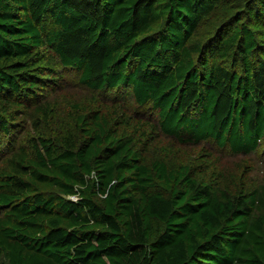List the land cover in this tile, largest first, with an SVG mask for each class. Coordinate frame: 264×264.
<instances>
[{
  "label": "trees",
  "instance_id": "16d2710c",
  "mask_svg": "<svg viewBox=\"0 0 264 264\" xmlns=\"http://www.w3.org/2000/svg\"><path fill=\"white\" fill-rule=\"evenodd\" d=\"M66 74L148 114L40 133ZM215 148L264 150V0H0V264H264V184Z\"/></svg>",
  "mask_w": 264,
  "mask_h": 264
},
{
  "label": "rangeland",
  "instance_id": "374dc122",
  "mask_svg": "<svg viewBox=\"0 0 264 264\" xmlns=\"http://www.w3.org/2000/svg\"><path fill=\"white\" fill-rule=\"evenodd\" d=\"M56 68L60 70L58 65H56ZM64 77L65 78L63 80L62 87L53 92L50 95V98L47 99L50 102V106L54 110V114L49 122L48 128H42L41 126L37 128L38 132L40 130H43L40 131V133L52 132L54 128H57L61 123L65 122L71 112L74 111L75 105L98 106L99 104H106L107 106H110L111 104L115 105V101H117L116 104L119 103L120 105H124V107H127V110L130 113L138 111L139 114H148L147 112L144 113L142 112V110H138L136 105L131 101L129 97H127L126 100L121 98L118 100H109V93L97 92L88 89L86 86L78 83V78L76 76L72 74H66L64 75ZM117 109L118 107L115 108L116 111ZM116 111L115 113L112 112V115L114 117L117 116ZM118 114H120V112ZM23 118L26 125L28 126L25 134V137H27L31 132L35 133L36 129H34L32 126V117L28 118L25 116ZM132 123L136 122L132 121ZM141 132L142 131L140 129V131H137L135 134L132 133L133 136H135V141L138 143L139 148L143 147L144 144L141 142L145 140V136L140 135ZM171 144L172 142L169 139L161 137V141L157 143V146L150 147V144L145 146V159L147 161H151L154 157L162 156V154H165L164 148L171 147ZM176 148L177 146L174 147V149ZM193 149L194 148L192 147L181 148L180 150L183 154L182 157L173 156L171 157L172 160H170V162H176L177 160L180 161L188 156L194 157V154H191L193 152ZM215 150L216 151L213 152L219 158L217 161V170H221L226 174L245 173V182L250 188L256 187L260 184H264V150L258 151V153H256L255 155L244 157L231 155L228 150L218 148H215ZM216 156L214 155V157Z\"/></svg>",
  "mask_w": 264,
  "mask_h": 264
},
{
  "label": "built area",
  "instance_id": "2783aa9c",
  "mask_svg": "<svg viewBox=\"0 0 264 264\" xmlns=\"http://www.w3.org/2000/svg\"><path fill=\"white\" fill-rule=\"evenodd\" d=\"M73 198H74V199H77V197H75V196H74Z\"/></svg>",
  "mask_w": 264,
  "mask_h": 264
}]
</instances>
